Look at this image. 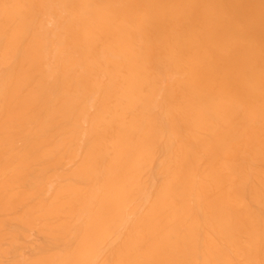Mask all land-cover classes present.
Instances as JSON below:
<instances>
[{"label": "bare ground", "instance_id": "bare-ground-1", "mask_svg": "<svg viewBox=\"0 0 264 264\" xmlns=\"http://www.w3.org/2000/svg\"><path fill=\"white\" fill-rule=\"evenodd\" d=\"M0 264H264V0H0Z\"/></svg>", "mask_w": 264, "mask_h": 264}]
</instances>
